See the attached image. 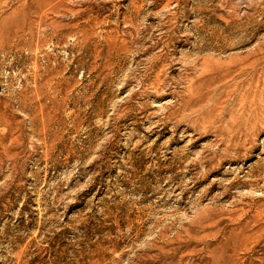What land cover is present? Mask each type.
Wrapping results in <instances>:
<instances>
[{
	"label": "rangeland",
	"instance_id": "rangeland-1",
	"mask_svg": "<svg viewBox=\"0 0 264 264\" xmlns=\"http://www.w3.org/2000/svg\"><path fill=\"white\" fill-rule=\"evenodd\" d=\"M0 264H264V0H0Z\"/></svg>",
	"mask_w": 264,
	"mask_h": 264
},
{
	"label": "bare ground",
	"instance_id": "bare-ground-1",
	"mask_svg": "<svg viewBox=\"0 0 264 264\" xmlns=\"http://www.w3.org/2000/svg\"><path fill=\"white\" fill-rule=\"evenodd\" d=\"M207 64L205 62H200L194 64L191 70L187 72H194L197 74L198 78L204 77L207 74ZM201 81V80H200ZM203 84L201 87H196L194 80L183 78L181 80V87L184 89L185 93L187 94L186 97H182L181 104L178 105V115H181L180 120L186 123L191 124V127L197 126V122L201 123L203 119L196 117L195 111L205 108L206 107V96L200 90L205 87L204 82L201 81ZM188 113V114H186ZM209 115V112L206 114ZM169 117V116H168ZM168 119V118H167ZM199 127V126H197Z\"/></svg>",
	"mask_w": 264,
	"mask_h": 264
}]
</instances>
